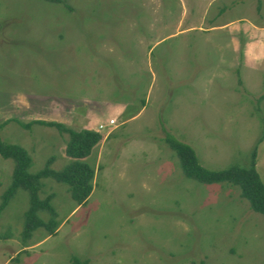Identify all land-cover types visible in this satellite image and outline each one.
Here are the masks:
<instances>
[{"label":"rangeland","instance_id":"1","mask_svg":"<svg viewBox=\"0 0 264 264\" xmlns=\"http://www.w3.org/2000/svg\"><path fill=\"white\" fill-rule=\"evenodd\" d=\"M262 27L264 0H0V137L27 150L29 172L72 162L69 136L36 121H117L86 159L87 205L42 180L55 234L24 237L25 190L2 212L15 161L0 155V264H264V217L239 188L188 177L166 142L210 171L250 168L256 151L264 182V56L244 61Z\"/></svg>","mask_w":264,"mask_h":264},{"label":"trees","instance_id":"2","mask_svg":"<svg viewBox=\"0 0 264 264\" xmlns=\"http://www.w3.org/2000/svg\"><path fill=\"white\" fill-rule=\"evenodd\" d=\"M54 1V0H51ZM25 129H30V124L19 122ZM35 123L56 128L60 133L67 134L69 141L66 146V155L72 159L64 170L54 171L47 166L44 170L32 174L29 169L32 166V158L24 148L11 145L0 137V155L5 159L15 161L13 181L9 191L4 196L2 212L9 206L11 200L19 190H25L30 194L31 207L26 214V227L24 237L30 238L38 229H45L50 234H55L59 223L55 221L56 211L51 206V198L46 201L40 199L42 180L53 178L58 182L67 184L74 203L85 206L89 203L95 191L96 169L86 162L93 155L95 148L102 143L104 136L101 132L93 130L76 131L65 124L58 122L36 121ZM1 130V127H0ZM166 142L171 149L178 153L182 165L188 177L209 184H229L231 187L239 188L242 197L246 199L251 209L264 217V182L257 170V152L252 155L250 168L232 167L223 171H210L201 165L196 150L170 134ZM49 213L52 219L49 223L43 221L39 213ZM72 264H89L78 259H73Z\"/></svg>","mask_w":264,"mask_h":264},{"label":"crops","instance_id":"3","mask_svg":"<svg viewBox=\"0 0 264 264\" xmlns=\"http://www.w3.org/2000/svg\"><path fill=\"white\" fill-rule=\"evenodd\" d=\"M262 28L264 29V27H262ZM253 29L254 28H249V26H248L247 30H245V31L247 34H249V33L253 34V33H255V31ZM262 41L263 40L248 42L245 45L244 61H245V64H247L246 65L247 67H254L255 63L264 56V48H263L264 46L262 47V45H264V41L263 42ZM234 43H235V50L234 51H237V43L236 42H234ZM109 122H110V120L108 122L101 123V124H108ZM101 133L103 134L104 132L101 131ZM110 133L108 134V136L110 135Z\"/></svg>","mask_w":264,"mask_h":264},{"label":"built area","instance_id":"4","mask_svg":"<svg viewBox=\"0 0 264 264\" xmlns=\"http://www.w3.org/2000/svg\"><path fill=\"white\" fill-rule=\"evenodd\" d=\"M116 125H117V121L116 120H110V122L108 124H101L99 126L100 127L99 132L104 131V130L109 129V128H112V127H114Z\"/></svg>","mask_w":264,"mask_h":264}]
</instances>
